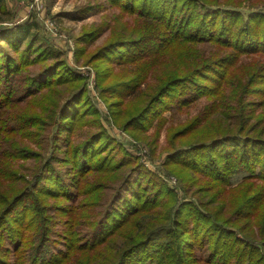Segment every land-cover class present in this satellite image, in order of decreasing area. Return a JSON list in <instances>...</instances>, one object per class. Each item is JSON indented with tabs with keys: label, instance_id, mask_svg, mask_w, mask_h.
<instances>
[{
	"label": "trees",
	"instance_id": "1",
	"mask_svg": "<svg viewBox=\"0 0 264 264\" xmlns=\"http://www.w3.org/2000/svg\"><path fill=\"white\" fill-rule=\"evenodd\" d=\"M110 2L138 24L92 55L109 66L100 88L121 128L145 139L164 112L208 102L170 128L186 148L171 145L166 164L199 206L102 130L62 143L71 122L98 114L82 108L84 89L61 61L46 63L59 55L50 43L28 26L1 27L0 264H264V11L244 19L196 0ZM48 93L39 114L28 106ZM20 160L34 169L20 173Z\"/></svg>",
	"mask_w": 264,
	"mask_h": 264
},
{
	"label": "rangeland",
	"instance_id": "2",
	"mask_svg": "<svg viewBox=\"0 0 264 264\" xmlns=\"http://www.w3.org/2000/svg\"><path fill=\"white\" fill-rule=\"evenodd\" d=\"M214 1L216 0H196L200 5V11H203V9L206 11L218 9L226 11L241 10L244 19H247L249 13L253 10L264 11L261 5L251 4L250 0H241L243 4L240 7H237L240 0H217L220 1L218 5H214ZM1 8L5 9L8 14H3L0 10V28L28 26L31 28L32 33L40 35L50 43L59 55L58 58L51 56L46 63L61 61L57 63L62 67L64 66L61 71L67 73V76L77 77L80 87L84 89L89 103L82 104V108L84 109L88 104L98 114L97 119L94 118V115L87 116L86 120L89 121L90 119V123L82 128H77L79 121L76 123L75 121L71 122L67 133L63 136L62 143L67 141V144L68 142L77 144L89 131L102 130L106 132L111 140L115 141L117 147L122 148L143 169L150 171L163 182L181 203H192L199 206L197 198L185 193L180 178L171 172H175V170H168L166 164L169 157L168 148L171 145L186 148L182 143L183 140L176 142L170 140V128L177 129L184 126L200 115L208 105L205 98L180 110L176 108L172 112H164L162 117L166 121L158 125V121L155 120L152 126L147 125L146 138L143 139L141 136L134 138V136H137L135 133H133V136L130 132L121 128L123 124H121V121H115V117L112 115L113 111L102 95L98 73L109 66L106 64L103 66L99 62L94 63L92 55L96 50L104 47L117 33L127 35L134 32L138 25L136 18L123 13L121 9L113 6L110 0H0ZM35 68V66L30 67L25 74ZM68 88V86L63 87L60 91L61 94H64ZM49 98L50 94L48 93L31 101L28 106H32L39 114L45 108V101ZM111 101H115V98ZM125 102L126 100L123 104ZM122 105L116 108L118 110L122 109ZM80 109L81 107L78 108L76 113ZM202 122L203 120L199 124H202ZM53 131L54 129L50 130V136ZM149 141H153L156 148L151 147L147 143ZM31 164V161L28 163L23 160L18 161L20 166L27 165L30 168ZM27 166H24V170L20 173L27 171ZM177 167L179 168V166ZM32 169L34 167H31L29 171ZM29 171L27 172L28 178ZM243 177L237 176L233 184H238ZM115 183L109 186L113 191L119 186H113ZM199 193L198 198L202 197ZM208 203L211 204L213 201ZM57 228L62 229L63 225L60 224ZM148 264L156 263L149 262Z\"/></svg>",
	"mask_w": 264,
	"mask_h": 264
}]
</instances>
